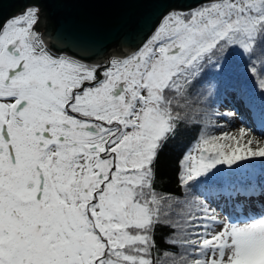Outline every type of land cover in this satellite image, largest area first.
<instances>
[{
	"label": "snow or ice",
	"instance_id": "snow-or-ice-1",
	"mask_svg": "<svg viewBox=\"0 0 264 264\" xmlns=\"http://www.w3.org/2000/svg\"><path fill=\"white\" fill-rule=\"evenodd\" d=\"M40 15L0 20V264H264V204H210L224 167L264 159V141L197 118L234 56L264 93V0L169 9L104 64L49 49ZM182 127L199 134L175 195L158 189L157 160Z\"/></svg>",
	"mask_w": 264,
	"mask_h": 264
},
{
	"label": "water",
	"instance_id": "water-1",
	"mask_svg": "<svg viewBox=\"0 0 264 264\" xmlns=\"http://www.w3.org/2000/svg\"><path fill=\"white\" fill-rule=\"evenodd\" d=\"M202 0H139L135 3L116 0H0V20L21 13L27 5L40 9V23L49 49L77 56L86 51L92 64L112 56L127 55L136 50L151 34L169 9L188 10ZM80 58V57H77ZM227 174H236L227 169ZM254 177L259 173L253 170Z\"/></svg>",
	"mask_w": 264,
	"mask_h": 264
},
{
	"label": "trees",
	"instance_id": "trees-1",
	"mask_svg": "<svg viewBox=\"0 0 264 264\" xmlns=\"http://www.w3.org/2000/svg\"><path fill=\"white\" fill-rule=\"evenodd\" d=\"M192 9L193 8L188 10ZM209 75L212 76L213 74L210 73ZM254 79L255 78L246 70L243 60L238 56H234L230 59L226 72L218 79L217 86L213 89L209 100L202 105L204 111L197 117L198 119L208 122L210 125L208 131L210 133L219 134L223 131V128L211 126L225 125L223 121H220L223 115H217V113L223 114V112L227 113L232 110H239L242 111V116L246 123H255L253 115L255 107L260 108L261 105L264 106V93L257 87ZM262 111H264V109ZM260 129L264 132V127H262V125H260ZM198 134L199 130L196 127H182L177 133L176 138L170 139L160 151L157 160L159 190L180 195L181 189L177 179L180 170L179 161L195 142ZM236 171L238 173H236V175H225L222 176L223 178L221 179L218 177L223 183L221 185H212V190L217 194V201H210V204L213 203L219 207L223 206V209L227 207V205L233 208L236 204H239L243 209L249 210L246 205L247 202H249L252 203L255 208L261 207V204L258 203V199L261 197L259 195L260 188L253 185L249 190H246V188L239 183L240 172L238 170ZM224 178H226L225 182L223 181ZM247 191L250 193L254 192L258 196L252 195V197L246 198ZM237 193H240L241 196L237 195ZM227 194H232V197L229 198ZM168 235H170V230L167 228H160L157 230V242L159 247L162 250L168 249L169 251H175V249L169 248L164 242V237Z\"/></svg>",
	"mask_w": 264,
	"mask_h": 264
},
{
	"label": "rangeland",
	"instance_id": "rangeland-1",
	"mask_svg": "<svg viewBox=\"0 0 264 264\" xmlns=\"http://www.w3.org/2000/svg\"><path fill=\"white\" fill-rule=\"evenodd\" d=\"M198 6H200V5H198ZM195 8H193V9H195ZM263 109H264L263 105H261L260 108L255 107V111L253 114L254 118H255V120H254L255 123H246L243 119L242 111L232 110L231 112L235 113L234 117H229V116L223 115V117L220 118V121H223L225 124L222 127L223 131L235 132L239 127L243 126L245 128H250L253 136H255L259 140L264 141V132H263V130L260 129V125H261L260 114H261V111ZM223 113H225V112H223ZM255 168H258V171H259V173L257 174L256 177H254V175H253L254 174L253 170ZM227 169H229V168L227 166H225L223 169V175H221L219 177L220 179L223 178L222 176H225V175H228V176L236 175V174H232V175L227 174L226 173ZM231 169H235V170H238L240 172L241 175L239 177V183H240V185L244 186L246 188V190L247 189L249 190L250 187L253 185L254 186L256 185L260 189L262 186H264V159L254 158V159H251L250 161L242 163L240 167L233 166ZM219 178L217 179V181L215 182L214 185H221L223 183L221 180H219ZM225 179L226 178H224V180H223L224 182H225ZM246 196H247L246 198L252 197V195L249 191H247ZM256 196H258V195H256ZM258 203H260L261 205L264 204V196H261L258 199ZM246 205L248 206V208L250 210L249 211L248 209H246V211H248V212L255 213V212H258L260 210V207L255 208L252 203L247 202ZM211 207L216 208L217 212L220 213L222 216L226 215L225 209L227 211L232 210V208L229 207L228 205H227V207H225L223 209L222 207H219V206L212 203Z\"/></svg>",
	"mask_w": 264,
	"mask_h": 264
},
{
	"label": "flooded vegetation",
	"instance_id": "flooded-vegetation-1",
	"mask_svg": "<svg viewBox=\"0 0 264 264\" xmlns=\"http://www.w3.org/2000/svg\"><path fill=\"white\" fill-rule=\"evenodd\" d=\"M33 5H27L24 9H26V8H29V7H32ZM19 14V13H18ZM11 17H13V16H11ZM40 31V30H39ZM44 31V29L42 28L41 29V32H43ZM62 54H66V53H63V52H61ZM61 53H59V54H61ZM106 61H103V62H101V63H99V64H104ZM88 63V62H87Z\"/></svg>",
	"mask_w": 264,
	"mask_h": 264
}]
</instances>
